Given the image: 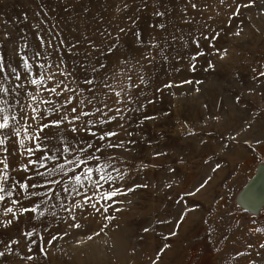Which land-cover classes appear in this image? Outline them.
<instances>
[{
	"label": "rangeland",
	"instance_id": "obj_1",
	"mask_svg": "<svg viewBox=\"0 0 264 264\" xmlns=\"http://www.w3.org/2000/svg\"><path fill=\"white\" fill-rule=\"evenodd\" d=\"M191 2L198 7L192 9L189 0H0V56L13 66L18 59L15 49L24 40L35 45L37 24L44 33L51 29L67 41H81L79 55L64 54L70 70L74 60L84 59V37L108 43L103 34L115 37L118 29L124 28L118 55L126 57L131 65L146 51L136 43L137 31L145 44L151 37L160 44L153 50L152 64L141 61L147 83L133 89L144 107L135 111L138 104H130L133 110L125 113L124 127L132 136L121 132L119 139L125 142L124 147L109 150L127 162L128 186L135 183L147 187L135 188L122 197L123 204L113 205L109 214L115 219L107 222L104 232L92 240L85 239L83 244L77 240L98 231L105 222L99 216L77 212L82 227L70 229L71 217L53 200L57 207L44 209L43 224L33 223L41 235L42 227L50 224L49 232L61 236L52 245H43L47 256L33 245L36 258L30 264H151L164 243L170 247L156 264H246L248 258L264 264V249L258 247L264 242V233L249 231L264 228V206L252 213L237 203L239 191L264 160V85L253 81L251 72V68L264 64V4L256 0L255 6L242 9L239 17L227 23L231 10L219 0ZM157 11L164 15H155ZM161 23L164 29L156 27ZM238 28L243 29L240 36L230 35ZM216 31L221 35L213 43L216 48H226L227 56L220 59L218 54L207 55V42L201 39L200 47L206 55L196 57V71H191L190 58L197 51L192 38ZM5 33L10 38L6 39ZM24 51L31 55V48ZM96 58L108 65L109 73L117 71L108 60ZM208 60L213 68L208 67ZM131 74L135 81L136 71ZM185 80L192 83H181ZM169 82L173 86L165 88ZM143 115L154 119L141 122ZM229 136L235 139L229 140ZM155 152L162 155L153 156ZM141 162L149 166L141 168ZM217 163L221 167L213 172ZM207 176L212 179L205 188L195 196L186 195ZM166 183L172 186L166 188ZM71 202V198L64 201L65 207ZM194 204L199 208L189 212L177 228L183 207L192 208ZM117 207L121 211L117 212ZM145 228L149 230L145 232ZM171 231L177 234L165 240ZM16 234L14 227L0 228V238ZM48 238L45 236V240ZM23 243L19 248L25 253ZM249 243L254 245L251 250L247 249ZM237 251H247L248 255L237 257ZM0 264L25 262L14 252L0 258Z\"/></svg>",
	"mask_w": 264,
	"mask_h": 264
},
{
	"label": "snow or ice",
	"instance_id": "obj_2",
	"mask_svg": "<svg viewBox=\"0 0 264 264\" xmlns=\"http://www.w3.org/2000/svg\"><path fill=\"white\" fill-rule=\"evenodd\" d=\"M219 2L231 10L226 20L227 23H231L232 18L241 15L242 9L255 6L256 0ZM189 3L192 9L198 7L191 0ZM261 3L264 4V0H261ZM261 11L264 12V7ZM36 15L39 16L40 13L37 12ZM155 15L163 16L164 13L157 11ZM132 22L135 24V20ZM34 27L39 29L34 34L36 43L32 46L24 40L15 49V55L18 57L15 66L13 63H6L4 57L0 56V228L14 227L17 233L7 239L0 238L2 245L0 258L15 252L25 264H30L36 258L33 245L37 246L39 253L47 256L43 245L45 243L52 245L53 241L61 236L59 232L56 234L49 232L50 224L42 227L41 235L33 223L37 221L43 224L41 218L45 216L44 209L51 210L57 207V204L51 203L53 200L57 201L58 206L71 217L68 224L70 229L82 227L77 212L81 215L88 213L91 216H99L105 222L98 231L77 240L78 244H83L85 239L92 240L94 236L104 232L108 226L107 222L115 219L109 214L113 205L123 204L122 197L135 188L147 187L135 183L128 186L130 170L126 166L127 162L124 157L117 156L114 151L109 150L124 147L125 142L119 139L121 132L128 137L132 136V132L125 129L123 122H126L125 113L133 110L129 108L130 104H138L135 111H140L144 107L143 103H139V97L133 95V89L147 83L141 61L152 64L155 60L153 50L160 47L155 37H151L145 44L140 32L137 31L136 43L144 46L146 51L141 53L135 65H131L126 57L118 55L120 34L125 33L124 28H119L115 37H112L111 33L103 34L107 37L108 43H97L84 37L87 49L84 59L74 60V66L70 70L66 66L64 54L79 55L78 46L81 41H67L62 38L60 32L53 33L51 29L44 33L38 24ZM156 27L164 29L165 25L161 23ZM221 31L210 32L207 35L201 33L200 38H192L197 51L190 58L191 71H196V57L206 55L205 50L200 47L201 39L207 42V55L218 54L220 59L227 56L226 48H216L213 43L219 39ZM242 31V28H238L230 35L240 36ZM4 35L6 39L10 38L8 33ZM175 39L173 37V40ZM25 48H31L30 56L24 51ZM96 57L108 60L117 71L109 73L108 65ZM93 58H96L95 63L91 62ZM207 63L209 68L214 67L211 60ZM133 70L137 73L135 81L131 74ZM251 72L253 81L264 85V64L251 68ZM181 83L192 81L185 80ZM9 84L11 87L7 86ZM172 86L171 82L164 85L165 88ZM157 91L160 89L157 88ZM109 101H112L111 104ZM151 119L154 117L143 115L141 122ZM110 124L114 126L109 127ZM228 139L234 140L235 136H229ZM256 143L259 144L260 141L257 140ZM224 147H227V144ZM160 155H162L160 152L153 153V156ZM148 166L143 162L140 164L141 168ZM220 167L221 165L217 163L212 171L215 172ZM211 179V176H207L186 195L195 196ZM164 186L170 188L172 185L166 183ZM69 198L72 202L65 207L64 201ZM197 208L198 204H194L192 208L185 205L179 214L176 227L179 228L185 216ZM115 210L121 211L119 207ZM51 214L56 215L54 211ZM84 218L87 219L86 216ZM158 223L164 224L168 221ZM148 230L144 229L145 232ZM249 231L264 233V228ZM67 234L64 232V235ZM176 234V231H171L164 238L167 240L168 236ZM45 236L50 238L45 240ZM22 241L25 253L19 248ZM169 247L168 243H164L151 264H156L161 254ZM253 247L251 243L247 245L248 250ZM258 247L264 249V242H260ZM247 255V251L235 253L237 257ZM256 255L261 256L262 253L256 252ZM246 264H256V261L248 258Z\"/></svg>",
	"mask_w": 264,
	"mask_h": 264
},
{
	"label": "water",
	"instance_id": "obj_3",
	"mask_svg": "<svg viewBox=\"0 0 264 264\" xmlns=\"http://www.w3.org/2000/svg\"><path fill=\"white\" fill-rule=\"evenodd\" d=\"M264 169L261 166V162L258 164L256 168V172L252 176V178L242 187L237 195V203H243L245 199L249 201V208L252 212H258L261 207L264 205V190L262 193H257L260 184L262 183L260 177L262 174V170ZM245 204V203H244ZM242 208H245L242 204H240Z\"/></svg>",
	"mask_w": 264,
	"mask_h": 264
},
{
	"label": "bare ground",
	"instance_id": "obj_4",
	"mask_svg": "<svg viewBox=\"0 0 264 264\" xmlns=\"http://www.w3.org/2000/svg\"><path fill=\"white\" fill-rule=\"evenodd\" d=\"M261 166H263L264 167V160H262V162H261ZM256 172V171H255ZM261 175V177H260V180H261V184H260V186H259V189H258V194L259 193H262L263 192V190H264V169L262 170V174H260ZM245 203V204H244ZM240 204H242L245 208H248V211H251L252 212V210L249 208V201H248V199H245L244 200V202L243 203H239V205ZM241 206V205H240ZM264 206V205H263ZM262 206V207H263ZM261 207V208H262ZM245 210H247V209H245ZM261 210V209H260ZM259 210V211H260ZM258 211V212H259ZM258 212H252V213H258Z\"/></svg>",
	"mask_w": 264,
	"mask_h": 264
}]
</instances>
